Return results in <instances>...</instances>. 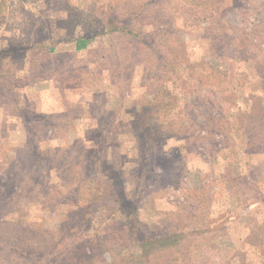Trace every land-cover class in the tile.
Listing matches in <instances>:
<instances>
[{
    "label": "rangeland",
    "instance_id": "374dc122",
    "mask_svg": "<svg viewBox=\"0 0 264 264\" xmlns=\"http://www.w3.org/2000/svg\"><path fill=\"white\" fill-rule=\"evenodd\" d=\"M0 264H264V0H0Z\"/></svg>",
    "mask_w": 264,
    "mask_h": 264
},
{
    "label": "trees",
    "instance_id": "16d2710c",
    "mask_svg": "<svg viewBox=\"0 0 264 264\" xmlns=\"http://www.w3.org/2000/svg\"><path fill=\"white\" fill-rule=\"evenodd\" d=\"M219 4H221L220 2H219ZM87 42V40H85V39H83V38H79L77 41H76V49H82L83 47H84V44ZM149 243H163V241H161V240H154V241H148ZM148 243V244H149ZM146 254V253H145Z\"/></svg>",
    "mask_w": 264,
    "mask_h": 264
}]
</instances>
